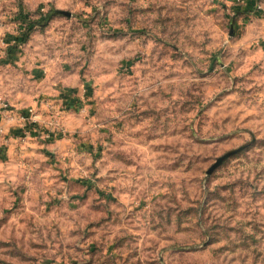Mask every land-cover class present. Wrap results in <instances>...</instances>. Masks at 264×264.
<instances>
[{"label":"rangeland","instance_id":"rangeland-1","mask_svg":"<svg viewBox=\"0 0 264 264\" xmlns=\"http://www.w3.org/2000/svg\"><path fill=\"white\" fill-rule=\"evenodd\" d=\"M241 11L0 0V103L38 115L0 132V264H264V6Z\"/></svg>","mask_w":264,"mask_h":264},{"label":"built area","instance_id":"built-area-1","mask_svg":"<svg viewBox=\"0 0 264 264\" xmlns=\"http://www.w3.org/2000/svg\"><path fill=\"white\" fill-rule=\"evenodd\" d=\"M234 2L237 4V6H245L247 3V0H234ZM236 6V5H235ZM257 8H261L260 5H257ZM25 114V115H23ZM38 120V115L35 113L34 109L26 110V113H14L12 109L10 108L9 103L1 102L0 103V132H2V125L4 123H12L14 126L17 127L18 132H23L24 128L28 127L29 124H34ZM28 123V124H27ZM34 126V125H32ZM55 126L53 128L57 131V133H63V131L59 128H56L57 125H51ZM24 134L27 132H23ZM18 134V133H17Z\"/></svg>","mask_w":264,"mask_h":264},{"label":"water","instance_id":"water-1","mask_svg":"<svg viewBox=\"0 0 264 264\" xmlns=\"http://www.w3.org/2000/svg\"><path fill=\"white\" fill-rule=\"evenodd\" d=\"M56 15H64V16H69V13L67 12H64V11H56L55 12ZM233 28L231 27V32H230V35L233 34ZM236 151H231V152H228L220 157H218L216 159V161L208 168V170L206 171V175H210L218 166H220L223 161L228 158L229 156H231L232 154H234Z\"/></svg>","mask_w":264,"mask_h":264},{"label":"crops","instance_id":"crops-1","mask_svg":"<svg viewBox=\"0 0 264 264\" xmlns=\"http://www.w3.org/2000/svg\"><path fill=\"white\" fill-rule=\"evenodd\" d=\"M257 5H260L261 8H257ZM264 6V0H247V3L245 6L240 7L241 12L246 13L247 15H255L259 14L261 12V9H263Z\"/></svg>","mask_w":264,"mask_h":264},{"label":"trees","instance_id":"trees-1","mask_svg":"<svg viewBox=\"0 0 264 264\" xmlns=\"http://www.w3.org/2000/svg\"><path fill=\"white\" fill-rule=\"evenodd\" d=\"M237 8H239V7H237ZM57 11H58V10H57ZM55 12H56V11L51 10L50 13H49V15L46 16V17H44V18L42 19L41 22H45V21H47V20L49 19L50 15H53V14L56 15ZM34 26H35V25H34V22L32 23V25H31V24H28V27H27V34H26V36L29 34L28 31H30L31 28L34 27ZM25 40H26V37H24V41H25ZM6 43H7V45H8V50H9V52H10V51L12 50V47H10V45H9L10 41L7 40ZM8 54H10V53H8Z\"/></svg>","mask_w":264,"mask_h":264}]
</instances>
